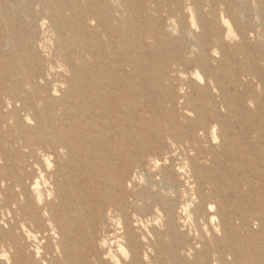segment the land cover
<instances>
[{"label": "rangeland", "instance_id": "rangeland-1", "mask_svg": "<svg viewBox=\"0 0 264 264\" xmlns=\"http://www.w3.org/2000/svg\"><path fill=\"white\" fill-rule=\"evenodd\" d=\"M8 1L11 10H0L2 29L29 24L40 47L37 53L29 45L21 52L13 47L9 56H0V150H9L12 164L24 157L32 165L35 180L51 177L57 189H52L54 184L48 187L52 195L43 189L39 204L33 179L24 180L27 194L45 219V231L30 226L33 236L19 237L21 252L15 255L9 250L8 263L0 252V264H67L58 248L59 217L75 236L73 245L70 240L64 244L72 250L70 260L75 263L130 264L132 245L137 243L144 264H167L161 258L156 263L151 256L158 247L157 234L162 245H176L175 238L166 234L171 226L172 232L183 235L184 264H194L199 252L213 246L211 239L204 238L207 229L216 235L218 246L229 242L241 246L244 240H248V249L261 244L259 251L249 252V264L260 260L264 264V0H227L226 5L223 0ZM52 7L58 9L61 34L52 27L56 12ZM221 17L229 20L235 36H227ZM214 18L215 32L222 41L202 48L189 46L191 38L183 27L199 36L202 19L209 25ZM98 20L107 23L104 31L94 27ZM120 36L128 43L132 40L128 52L124 50L128 43L120 44ZM49 65L58 79L55 97L67 92L68 82L76 85L77 78L89 84V72L94 77L116 78L123 71L129 80L125 92L135 102L142 101V108L138 106L141 118L131 119L132 127L126 123L123 129L131 131V136L110 134L103 143L102 160L93 158L95 177H89L79 158L66 150L57 154L38 149L30 155L27 148H19L24 139L41 135L37 111L50 117L55 110L46 96L34 101L33 109H22L19 99L6 88L21 79L18 67L36 76L48 72ZM72 71L78 76L74 82ZM75 96L68 94L70 108L74 107L69 98ZM14 111L18 115L13 118ZM74 122L67 120L70 130ZM155 159L160 160L158 167ZM60 171L67 172L70 180L65 181ZM76 179L90 184L78 189ZM98 188L104 198L101 208L97 206ZM149 191L158 194L160 211L149 200ZM66 193L71 195L72 208L59 206L62 200L67 205ZM86 199H91L90 204L83 205ZM77 202L83 211L79 220ZM212 205L215 210L211 211ZM240 210L245 212L244 219L233 221L234 211ZM56 214L58 221L52 216ZM210 215H215L216 224L206 226L205 217L208 220ZM221 219L225 225L219 224ZM231 261L227 255L224 264H235Z\"/></svg>", "mask_w": 264, "mask_h": 264}, {"label": "bare ground", "instance_id": "bare-ground-1", "mask_svg": "<svg viewBox=\"0 0 264 264\" xmlns=\"http://www.w3.org/2000/svg\"><path fill=\"white\" fill-rule=\"evenodd\" d=\"M16 1L18 3L19 0ZM223 1L226 5L227 0ZM0 10H11L10 2L8 0H0ZM52 10L56 11L54 12V17H52V27H54V29L58 31L59 34H61L63 31L61 30L63 26L59 29V27L61 26V21L59 13H57L58 9L52 7ZM17 19L22 20V18ZM221 20L222 23L227 26V36H235V31L231 26L229 20H227L226 17H221ZM6 23H8L7 20ZM216 23L217 19L215 18L214 21L209 25H207L202 19L201 26L203 27V38L202 35L195 36L192 30L184 26L183 30L185 35H188L191 38V42L189 41V46L193 45L198 48H202L203 45L207 43H211L212 45H214V43L216 44V42H221V37L215 32ZM23 24L24 23H22L23 27L20 26L18 27V29H16L15 25L11 24V29L5 30H3L0 25V56H9L10 53H12L13 47H18V52L25 51L28 45L37 53L40 44L36 41V39L31 36L33 34L35 36L36 32L30 30L32 29V27H30L29 24ZM104 25L107 26V23L105 21L98 20L97 24L94 27H102L104 31ZM23 33L25 34V36ZM119 41L120 44L128 43L123 36L119 37ZM132 47L133 45L131 40L128 43V47L124 48V50L128 52V50H130ZM185 48L187 49V42ZM93 65L96 64L93 63ZM17 69H19L22 73L21 79L17 77V81H12L11 85L8 86L6 89L11 93L13 97H16V100L19 99L22 109H33V102H37L39 99H42L44 98V96H46V98H48L49 100V103L51 105L49 106L51 107L52 111L55 110V113H51L50 117L44 116L43 110L39 109L37 111L38 114L36 115V118H39L41 116L39 120V122H41L40 127L42 125V128L40 129L41 135H36L34 137L24 139L23 144H21L19 147L27 148V150H29L28 152L30 155L34 154L38 149H47L53 152H57V154H59L60 151L63 152L64 150H66L69 156L73 157V155H75L77 156V158H79L81 164L84 165V169L86 170L85 172L89 173V177H95L94 173L92 172L94 161L93 158L102 160L104 141L108 140L110 134H113L116 137H130L131 131L128 132L126 130H123L125 128L126 123H128L129 128H131V119H136L137 117L141 118L139 116L138 106L140 105L142 108V101L138 99V101L135 102V100L128 93L125 92L124 89L126 88V85L128 84L129 80L125 79L123 71H120V76L116 78L110 76L94 77L89 72L91 78L89 76L87 77L90 78V83L88 82L89 84L87 85L79 81V78H77V73L75 71H72V81H76L75 79L77 78L76 85H73L68 82L70 86L67 89V92L63 93L64 95L62 97L58 98L55 97L59 92L58 84H56L58 79L56 78L55 73H52V65H49L46 68L48 69V72L44 71L36 76H30L31 74H29L27 71L24 72L21 67H18ZM8 79H10V77ZM76 90L79 93H77ZM68 94L77 95L73 97L72 100H70L69 98V105H72L74 108H70L68 104H66ZM17 115L18 112L14 111L13 118ZM68 119L75 121L74 123L70 124L71 126L73 125V128L71 130L70 128H68ZM56 121L58 122V124L56 123ZM170 129L171 128H168V131ZM169 134L172 135L171 132ZM9 155L10 152L8 149L0 150V189H2L0 190L2 191L0 192V252H3L2 257L5 260V263H8L10 260V256H8L9 250L12 251L15 255L21 252L23 244L21 241H19V237L24 238V235L27 237L33 236L32 232L29 230L30 226L36 227L39 232L42 230L45 231V219L39 212V205L35 206V202L30 197L31 195L27 194L28 189H26L24 180L26 178H30V180L33 179V191L37 195L39 204H41V201H43V189L47 191L49 195L53 194V190L51 191L48 189L50 185L54 184L55 187H53L52 189H57V184L51 180V177H43V182H41V180H35V178L31 176L30 173V171H32L33 169L32 165L31 163H28V161L24 160V157L18 156V162L16 164H12L11 162H9ZM154 161V166L158 167L160 160L155 159ZM14 166H16L15 171L13 169ZM95 166L100 171V173L103 174L100 163L95 162ZM60 175L65 181L70 180V176L67 175V172L60 171ZM166 176L167 175H165V177ZM77 180L78 179L75 180V184L76 188L78 189L79 187L80 189L83 187L87 188L90 184L89 181L88 183H83V181L81 180L78 183ZM100 194L101 190L100 188H98V192L96 193V199L98 201L97 206L99 208L103 206L104 202V198H102ZM70 196L71 195L66 193L65 199L67 201V205L64 204L62 200L60 201L59 206L64 205L72 208V203H70ZM158 198V194L155 191H149V200H151L152 205L156 207L158 211H160L162 208L160 206L161 203ZM91 199H89V201L86 199L85 202H83V205L90 204L89 202L91 201ZM48 204H50V202ZM33 206H35V209H32L31 212H28V209ZM76 206V209H78L80 213L77 217V220H79V217L83 219L81 203L77 202ZM210 210H215V207L212 205L210 207ZM217 213H219V211H217ZM244 213L245 212H242V210H240V212L234 211V214L232 216L233 221H242L244 219ZM206 214L207 213L205 211V215ZM52 216L58 221V214ZM214 216L210 215V218L208 220H206L205 217L206 226L207 224H216V217L215 219H213ZM59 219L61 220V222L58 221V226L60 228V239L58 241V248L60 249V252L62 253V256L65 261L68 262L67 264H81L72 262L70 260L72 250L69 248V246H64V244H66V241L70 240L73 245L76 239L74 235L70 234V229L68 228V226H65L63 218L61 219L59 217ZM202 219H204V215L202 216ZM197 222V225L200 228L202 226L200 224L201 221L199 220ZM219 224L225 225L224 220L221 219ZM69 226H74V223L70 222ZM231 228L233 231L236 230V228L233 226H231ZM261 228L263 231L264 225H262ZM171 229V226H168L166 234L168 236L172 235L175 238V241L173 242H176V245H172L171 247H168V245H162V239L160 238V235L157 234L158 247L153 248L154 254L151 256V259L156 263H159L161 258L167 264H184V258L180 252V243L183 235L180 232H172ZM65 230H67L68 232H66ZM223 233L222 238L225 239V228ZM207 235L208 236L204 238H207L209 241L211 239L213 246H207V249L205 251L203 250L199 252L194 264H224L227 255L232 256V263L239 264L240 261H247V264H249L252 260V255H250L249 252L255 253L256 251H259L262 247L261 244L258 245L256 243H253L254 247L252 249H248V240L242 241L241 246L237 245V242H229L225 243L223 246H218L214 244L217 240L216 235H214L208 229ZM43 237L46 238L45 236ZM139 247L140 246L137 243H135V245H132V249L134 251V260L130 264H144L143 258L140 257ZM121 249H124V251L127 252L125 248L121 244H119V251L124 256V253L121 251ZM46 253L48 252L46 251ZM40 257L45 259L44 255H40ZM262 263L263 261L261 262L260 260L258 264Z\"/></svg>", "mask_w": 264, "mask_h": 264}, {"label": "clouds", "instance_id": "clouds-1", "mask_svg": "<svg viewBox=\"0 0 264 264\" xmlns=\"http://www.w3.org/2000/svg\"><path fill=\"white\" fill-rule=\"evenodd\" d=\"M193 26L195 27V25ZM213 219H215V217H213ZM121 251L124 253L125 258H127V255H128L127 252H125L124 249H121Z\"/></svg>", "mask_w": 264, "mask_h": 264}]
</instances>
